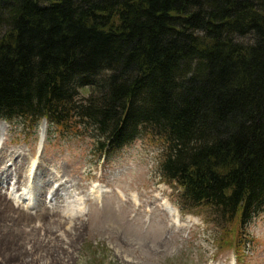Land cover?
Returning a JSON list of instances; mask_svg holds the SVG:
<instances>
[{
    "label": "trees",
    "instance_id": "1",
    "mask_svg": "<svg viewBox=\"0 0 264 264\" xmlns=\"http://www.w3.org/2000/svg\"><path fill=\"white\" fill-rule=\"evenodd\" d=\"M0 119L95 129L101 157L155 137L184 202L243 231L264 211V0H0Z\"/></svg>",
    "mask_w": 264,
    "mask_h": 264
},
{
    "label": "rangeland",
    "instance_id": "2",
    "mask_svg": "<svg viewBox=\"0 0 264 264\" xmlns=\"http://www.w3.org/2000/svg\"><path fill=\"white\" fill-rule=\"evenodd\" d=\"M89 94V88L80 90L77 102ZM56 129L46 120L33 127L0 119V152L17 154L0 173V190L16 198L18 207L22 194L28 195L38 211L42 202L51 204V194L39 195L46 185L56 190L64 183L57 211L67 219L80 216L82 233L71 238L70 223L62 230L66 235L55 234L63 249L49 261L30 253L32 243L22 239L20 248L28 253L21 257L17 243L9 249L2 243L31 232L47 238L45 227L17 223L0 207V264H264V211L242 231L213 209L192 208L181 188L161 175L166 150L159 139L143 134L103 158L95 129L65 134ZM15 163L25 168L26 182L17 183Z\"/></svg>",
    "mask_w": 264,
    "mask_h": 264
},
{
    "label": "bare ground",
    "instance_id": "3",
    "mask_svg": "<svg viewBox=\"0 0 264 264\" xmlns=\"http://www.w3.org/2000/svg\"><path fill=\"white\" fill-rule=\"evenodd\" d=\"M17 154L14 153H9L7 151H2L0 152V173L2 172H7L6 167L8 162H12ZM16 161V159H15ZM15 168L17 172V183H23L26 182L28 177H27V172L25 171V168L23 166H20L18 163H15ZM60 172L58 171L55 176H59ZM54 176V175H53ZM26 178V179H25ZM30 179V178H29ZM64 186V183L60 184L58 188L55 190L53 184L46 185V187L39 193L41 194L42 198H45V195L51 194V204L49 203L48 206L51 205L52 208H49L46 205V202H42L41 205H39V210L37 204H32L31 205V200L30 198L23 196L20 197V201H22V207L19 205L16 206V198L11 201L7 197V195H3L2 191L0 190V207L2 209V213L4 212L6 215H9L13 217L17 221V223H21L22 225L25 223L28 225V227L33 224L35 221L39 222L40 224H43L44 228V236L48 238V242L46 243L47 238H41V235L39 233L31 232L28 235H25L24 238L21 239H13V240H6L2 244H7V245H2L3 249L7 248L9 249L12 247L15 243H17L18 250H19V256H23L24 254H27L26 248L24 246V250L20 248V241L23 239H28L32 245H30L29 251L30 253H35L40 255H44L43 257H40L41 259H46V261H49L51 258L54 257L55 254H58L59 250H62L63 247L61 245L60 240H58L55 236V234H59L64 230L66 226H68L70 223L72 226L69 228V233L73 234L71 238L78 239L80 237L82 230L84 228V223L81 220L80 216L76 218V220H73L71 218L67 219L63 217V215H60V212L57 211V207L59 206L58 204L62 200L59 194V189ZM75 190H78L77 188ZM74 190V191H75ZM46 199V198H45ZM43 199V200H45ZM29 201V202H27ZM65 202H67L65 200ZM136 202H138V198H136ZM20 204V202H18ZM63 203V201H62ZM61 203V204H62ZM137 204V203H136ZM140 206V205H139ZM26 207V208H25ZM169 208V206H167ZM36 210V213L30 212V210ZM1 213V215H2ZM81 213V211H78V214ZM71 221V222H70ZM36 231V230H35ZM63 233V232H62ZM15 235V234H14ZM61 235V234H59ZM66 235L65 232L61 235ZM75 236V237H74ZM23 237V236H22ZM54 237V238H53ZM14 238V237H13ZM62 238V237H61ZM70 238V239H71ZM51 239L52 241H50ZM16 240V241H14ZM74 240H71L70 245H74ZM29 242V243H30ZM69 245V244H68ZM5 247V248H4ZM28 248V247H27ZM52 252V254H51ZM51 255V258L49 257ZM53 261V259H52Z\"/></svg>",
    "mask_w": 264,
    "mask_h": 264
}]
</instances>
